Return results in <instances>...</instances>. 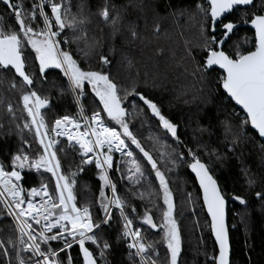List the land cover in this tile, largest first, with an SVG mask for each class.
<instances>
[{
    "label": "snow or ice",
    "instance_id": "1",
    "mask_svg": "<svg viewBox=\"0 0 264 264\" xmlns=\"http://www.w3.org/2000/svg\"><path fill=\"white\" fill-rule=\"evenodd\" d=\"M0 4L7 9L6 14L0 15V79L11 78V88L16 89L15 78H19L23 105L22 110L14 109L11 103L6 106L20 146L10 154L7 163L0 161V206L13 225V235L0 236V264H80L71 254L74 246H78L82 264H110L108 257L114 244L105 233L113 227V209L118 210L120 218L115 244H123L132 264H161V249H164L163 264H180L181 235L174 217L175 203L168 174L182 165L195 174L203 207L210 217V231L218 253L208 258L214 264H230L226 200L212 169L215 162L226 158L224 153L215 149L209 151L195 135L192 144L182 141L179 125L156 101L138 89L139 73L130 76L129 83L121 84L108 72L83 66L106 41L109 52L115 51L111 41L121 33L122 25L127 28V39H137L136 24L125 23L122 9L109 0H104L95 12L87 13L84 0L76 5V12L72 11V0H30L28 6L24 0H0ZM187 11L181 9L173 14L186 15ZM236 12H241L239 22L250 24L254 29V37L251 48L241 52L237 46L232 54L224 46L238 30L239 22L229 19ZM195 13L203 19L199 27L205 56L191 75L218 66L224 73L220 82L224 93L244 114L241 118L233 112L218 119L221 135L231 152L241 136L247 135L248 125L264 138V0H201L195 4ZM93 17L108 28L107 37L103 28L99 36L90 35ZM155 30L159 31L158 25ZM244 43H249L248 38ZM187 55L195 62L191 48L187 49ZM98 59L103 65L112 63L104 53H100ZM30 60L38 63L39 76H45L48 69H58L63 74L66 89L62 86L59 91L66 90L73 97L79 109L75 116L65 114L46 123L42 110L49 108V98L35 90L36 79L26 70ZM128 64L131 66V61ZM147 83L145 80V86ZM87 88L99 101L91 115L81 103ZM125 101L131 105V111ZM17 111H21L20 116ZM137 118L142 127L149 129L155 121L160 131H149L147 137H138L130 127V119ZM215 127L211 121L208 128L197 123L195 131L209 132L211 136L216 134L211 130ZM25 132H34L32 141L24 138ZM8 134H12V128L8 129ZM61 137L66 143L59 139ZM117 153L120 160L115 161V171L122 182L127 181L126 188L133 196L154 200L158 195L162 199L159 223L154 221L150 208L139 214L137 207L132 206L131 213L126 212L128 203L118 195L117 186L109 175ZM61 154L65 158L79 155L77 171L91 164L99 170L100 217L94 218L89 207L77 205L74 194L77 171L71 167L67 172L62 171ZM203 156L209 159L205 161ZM242 171L245 182L254 186L256 178L247 169ZM31 173L41 178L40 183L25 187L23 181ZM44 174H50V179L46 180ZM52 180L54 187H51ZM157 184L158 189L154 190ZM104 189L111 195H106ZM255 195L264 200V192L258 191ZM191 197L188 193L189 204ZM233 199L246 204L240 196ZM137 219L139 226L134 224ZM143 226L161 232L160 248L156 247V241L147 238Z\"/></svg>",
    "mask_w": 264,
    "mask_h": 264
},
{
    "label": "trees",
    "instance_id": "2",
    "mask_svg": "<svg viewBox=\"0 0 264 264\" xmlns=\"http://www.w3.org/2000/svg\"><path fill=\"white\" fill-rule=\"evenodd\" d=\"M30 0H24L28 6ZM81 0H72V11L76 12V5ZM104 0H84L85 12H95ZM201 0H109L110 4L122 9L121 15L137 26L139 37L135 40L127 39V28L122 25L121 33L116 36L111 44L115 51L109 52V42L97 49L88 57L83 66L86 69L108 72L111 78L118 83H129V77L139 73L138 89L145 95L150 96L162 108V111L179 125L178 132L182 141L192 144L193 136L198 137L208 146V150L215 149L224 153L225 159L212 165L213 175L218 180L225 199L228 202V217L232 244V264H264V200L259 199L255 193L264 192V147L258 134L247 126V135L241 136L240 142L229 152L218 127V119L222 120L230 113H237L243 118V113L234 103L227 98L221 86L223 74L218 70L201 69L197 75H191L194 68L202 62L205 53L204 41L200 35V24L203 19L195 13V4ZM181 9H186V15H174ZM6 6L0 4V15L6 14ZM241 12H236L229 19L239 22ZM7 19V17H5ZM242 24V22H239ZM158 25L159 31H156ZM92 29L90 35L99 36L103 28L105 37L108 28L98 23V18L93 17L89 25ZM219 31V28H218ZM254 32L249 28H240L225 45V50L235 54L237 46L241 52L253 46ZM248 38L249 43L244 40ZM191 48L195 55V62L189 59L187 49ZM108 55L112 61L109 65L99 62V54ZM128 61H131L129 66ZM83 62V58H81ZM187 69V71H185ZM26 70L36 79L35 90L39 94L49 98V108L42 110L45 114L46 123H52L55 119L67 115L75 116L79 109L73 101V97L66 90L62 93L59 89L67 81L58 69L46 70L45 76L38 75V63L31 60L26 65ZM17 88L12 89L11 78L0 79V161H7L10 154L20 146V139L16 135V129L9 122L6 106L11 103L14 109L22 110L20 101L21 91L19 78H15ZM147 80V86H145ZM131 99V98H129ZM81 103L88 115L96 109L99 101L86 89V95L81 97ZM142 104V102H140ZM125 105L131 111V105L125 101ZM146 107V106H145ZM17 116L21 111H17ZM26 116V113H24ZM150 117V113H149ZM210 121L215 128L211 129L216 134L195 131L197 123L208 128ZM130 127L138 137H147L149 131L158 133L153 121L151 129L141 126L140 119H130ZM12 128V134L8 129ZM33 133H24L26 140L32 141ZM60 139V138H59ZM66 143V140L60 139ZM38 147V145H33ZM194 146V145H193ZM24 147H28L25 145ZM201 151V150H197ZM205 161L209 158L202 157ZM62 171L67 172L69 167L77 171L76 166L80 163L79 155L63 157ZM214 159V158H213ZM120 160L117 156L114 160V168L110 170V178L117 186L118 195L124 198L128 207L126 212L131 213V207L136 206L137 212L143 214L145 208L151 209V214L156 223L160 222L162 199L146 197L140 200L133 196L132 191L126 188L127 181H121L118 172L115 171V161ZM71 162V164L69 163ZM122 166V165H121ZM83 171H77L74 194L77 197L78 206H87L93 213L94 218L100 217L99 204L97 203L101 191V181L94 164L83 165ZM242 169H247L256 178V184L249 186ZM44 178L50 179V174H44ZM169 184L173 192L175 203L174 217L176 219L182 243V252L179 258L180 264H214L209 259L218 253L215 241L210 231V221L203 207L201 191L197 182L186 165H182L176 172L169 173ZM40 177L35 173L26 175L25 187L38 186ZM55 181H51L54 187ZM158 189V184L154 190ZM143 190V188H141ZM106 195H111L108 189H104ZM192 194V203L187 202V194ZM234 196L245 199L246 204H240L234 200ZM152 200V203L149 201ZM11 218L3 215L0 206V236L13 235ZM113 227L106 230V237L114 244L111 255L108 257L110 264H132L127 258V249L123 244L116 245L117 229L120 227L118 210L113 209ZM139 226V220H134ZM149 240L156 241V247H161L162 234L159 230L142 229ZM74 260L82 264L78 255V247L71 252ZM63 255V254H61ZM161 264H163L164 249H161Z\"/></svg>",
    "mask_w": 264,
    "mask_h": 264
},
{
    "label": "water",
    "instance_id": "3",
    "mask_svg": "<svg viewBox=\"0 0 264 264\" xmlns=\"http://www.w3.org/2000/svg\"><path fill=\"white\" fill-rule=\"evenodd\" d=\"M240 28H249V29H251L253 32H254V29H252L251 28V26H250V24H244V23H239V26H238V29H240ZM220 30V29H219ZM225 47V46H224ZM218 70V71H220L222 74H224L223 73V70L222 69H220L218 66H213L210 70ZM223 89V88H222ZM224 91V90H223ZM226 94V93H225ZM230 99V98H229ZM233 103H234V105H235V102L234 101H232ZM236 106V108H238L240 111H242L240 108H239V106L238 105H235ZM255 131V130H254ZM258 134V133H257ZM261 139V141H263L264 142V138H260ZM190 170V169H189ZM190 173L193 175V177L195 178V174L194 173H192L191 172V170H190ZM196 180V179H195ZM197 182V185H198V187H199V184H198V181H196ZM201 199H202V202H203V198H202V192H201ZM226 200V199H225ZM205 209V208H204ZM228 209H229V205H228V202H227V200H226V205H225V225H226V228H227V231H228V237H229V245H230V264H232V244H231V234H230V227H229V217H228ZM205 211H206V209H205ZM206 214H207V211H206ZM209 218V221H210V217H208ZM212 239L215 241V238H214V236H212ZM217 246V245H216ZM217 249H218V246H217ZM82 259V258H81Z\"/></svg>",
    "mask_w": 264,
    "mask_h": 264
},
{
    "label": "built area",
    "instance_id": "4",
    "mask_svg": "<svg viewBox=\"0 0 264 264\" xmlns=\"http://www.w3.org/2000/svg\"><path fill=\"white\" fill-rule=\"evenodd\" d=\"M60 139H64V140H65V138H63V137H61ZM117 155H119V154L117 153L116 156H117ZM116 156H115V157H116ZM23 183H24V181H23ZM110 194H111V193H110ZM91 212H92V211H91ZM134 224H135V223H134ZM135 225H136V224H135ZM75 247H78V246H74L73 249H74ZM73 249H72V250H73ZM72 250H71V252H72Z\"/></svg>",
    "mask_w": 264,
    "mask_h": 264
},
{
    "label": "rangeland",
    "instance_id": "5",
    "mask_svg": "<svg viewBox=\"0 0 264 264\" xmlns=\"http://www.w3.org/2000/svg\"><path fill=\"white\" fill-rule=\"evenodd\" d=\"M117 156H119V155H117ZM117 156H116V157H117ZM116 157H115V158H116Z\"/></svg>",
    "mask_w": 264,
    "mask_h": 264
}]
</instances>
